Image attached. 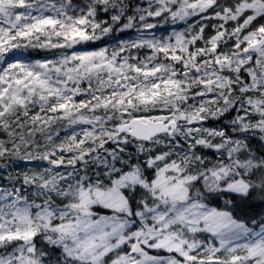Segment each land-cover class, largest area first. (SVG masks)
<instances>
[{"label":"snow or ice","instance_id":"snow-or-ice-1","mask_svg":"<svg viewBox=\"0 0 264 264\" xmlns=\"http://www.w3.org/2000/svg\"><path fill=\"white\" fill-rule=\"evenodd\" d=\"M0 264H264V0H0Z\"/></svg>","mask_w":264,"mask_h":264}]
</instances>
